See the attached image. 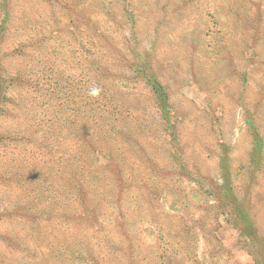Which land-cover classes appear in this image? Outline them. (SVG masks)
I'll return each instance as SVG.
<instances>
[{
    "label": "rangeland",
    "instance_id": "obj_1",
    "mask_svg": "<svg viewBox=\"0 0 264 264\" xmlns=\"http://www.w3.org/2000/svg\"><path fill=\"white\" fill-rule=\"evenodd\" d=\"M4 2L0 264H89L85 241L102 264H264V0H0V21ZM131 61H148L164 84L168 123L131 80ZM92 105L128 134L110 133L94 166L78 138L94 133L84 129ZM43 119L64 126L50 136ZM109 161L120 167L126 231L99 211L60 215L76 206L73 169L91 197L115 195ZM225 179L251 210L255 241L211 193Z\"/></svg>",
    "mask_w": 264,
    "mask_h": 264
},
{
    "label": "trees",
    "instance_id": "obj_2",
    "mask_svg": "<svg viewBox=\"0 0 264 264\" xmlns=\"http://www.w3.org/2000/svg\"><path fill=\"white\" fill-rule=\"evenodd\" d=\"M63 0H53L52 3H57L58 6L60 7L61 5L59 3H62ZM65 5V4H64ZM1 8V15L3 16L1 21H0V42L2 40L1 38V34H2V30H5L7 28V21L9 20L11 13L9 11L8 8L6 7V3L4 2V4H2ZM6 23V26L4 27ZM43 41V40H42ZM28 42H25L24 45H26ZM23 45V46H24ZM29 45V43L27 44ZM23 50V47L21 48ZM135 63V64H134ZM130 67L131 70L134 72L133 76L134 78L131 80H136V81H142L144 82L150 89L151 93H152V97L157 100L158 105L160 106V108L163 111V117L166 119L167 123L170 120V106H169V95L167 93V91L165 90L164 84L159 80V78L155 75H152L150 72V65L148 63V61L145 63H141L139 64L138 62H132L130 63ZM140 65V68L138 69ZM134 67V68H133ZM137 67V68H136ZM103 74L107 75V76H103L105 78H108L109 74L108 71L105 70V72H103ZM102 77V78H103ZM1 79V77H0ZM15 80V79H13ZM130 80V79H127ZM6 81V80H5ZM4 81V82H5ZM102 80H96V84L100 83ZM1 84L2 81H0V88H1ZM1 91H4V89L2 88ZM106 98L108 96H105ZM4 99H7L9 102L10 99L8 96H4ZM111 98H113V96H111ZM111 104H114V100L110 99ZM104 108V110H103ZM101 110L99 108V110H96V107L94 105H92L90 108H88L86 110L87 114H88V122L86 125L87 128L85 129V133H88L91 129H93L94 133L89 134V136H84L85 139H82L81 137L77 136V130L70 126L71 129V136L73 135L74 140L76 141V136L81 140L84 141L83 143H81V147H83L84 153L87 155V157L89 158V162L90 164L92 163L93 166L97 164V157L99 155V153H102L101 149V144L102 145H107V142H109L108 138L110 133L113 132V134H119L121 136H127V132L122 131L121 129L117 130V128L114 126V124H110L108 122V120L105 118L104 112L107 110L105 107H103ZM46 111H49L48 108ZM251 117V116H250ZM43 121V127H46V124L49 126L51 125L52 127L49 128L47 130V133L51 136L53 135L54 131L58 128H62V126H64V124L59 123L56 119L52 120L49 119V121L46 120H41ZM73 124V123H72ZM92 127V128H91ZM87 131V132H86ZM252 132H253V151H254V155L253 157L256 156L257 153H260V151L262 150L261 145L262 144V134L259 131V128L257 126H253L252 128ZM97 135V136H94ZM48 139V135H46V137L44 138L43 144H44V151L45 154L47 155H51L54 149V146L52 145V143H48L46 142ZM105 141V142H103ZM110 146V145H108ZM111 147V146H110ZM57 148H55L56 150ZM54 153V151H53ZM58 157L62 160H68L67 162H69V160H71L70 158H66L64 157V155L58 151ZM256 153V154H255ZM259 157V156H258ZM261 157V156H260ZM109 160V159H108ZM253 161L255 160H259L257 158L252 159ZM72 162V160H71ZM259 166V165H258ZM257 166V168L259 169V167ZM105 167L111 168V171L113 173H115V186L117 188V190L115 191V195L111 194L110 192L106 191L105 194L100 195V197L98 199H95V197H91V194L89 193V186L90 183L87 185V187H85L83 184H80V180L76 177L75 175V170L73 169L72 172L70 171L69 176H71V183H72V187L69 190V198L71 199V202L76 201L75 205L76 206H71L70 208H65L63 209V211L61 212L60 215L68 217V218H73V221H79L80 217L81 218H90V217H95V214H97V212L99 211V213H101V217H103V219H105V221L107 223L110 224H114L116 225L119 229L123 228V231H126V225L128 222V219L123 211L124 208H122L123 205V200H122V194H121V190L123 189L122 186V181H121V175L119 174V169L120 167L118 165L114 164L113 162H108L105 164ZM63 170V169H62ZM118 176V178H116ZM111 178V176H110ZM77 180V181H76ZM230 182L229 180L225 179L224 184L217 189H214L211 191V193L213 195H215V192L218 190L220 191L221 197L223 198L224 203H226L227 201H229V205L227 206L229 210V213L225 212V208L222 210L223 212L226 213V215H233L235 216V218L237 220H239V223L242 226V232L243 234H245L246 236H248L250 238L251 241H255V234L257 233V231L255 230L256 228L254 227L253 224V219H252V215H251V210L249 209L248 206H244L242 203V201L240 199H238L235 195V193L233 192L232 188L230 187ZM122 188V189H121ZM121 189V190H120ZM223 203V204H224ZM79 204V205H77ZM79 206L81 207V209H79ZM109 208H113V211L108 212ZM42 212V211H41ZM57 216H59L58 212L56 211ZM232 213V214H230ZM107 214H111L110 216H108ZM45 216H47L46 213H44ZM106 217H105V216ZM99 216V215H98ZM100 217V218H101ZM99 218V219H100ZM234 218V219H235ZM147 236V234H146ZM80 244H82V248L85 249L86 252V258L89 260V264H102L100 255L98 253H94L95 251L89 246V243L87 241L85 242H80ZM83 252V251H81ZM260 252V251H259ZM262 258L264 259V254H262ZM163 256L162 259L165 261H169L170 258L167 257L166 254L161 255ZM131 264H135L133 262H131Z\"/></svg>",
    "mask_w": 264,
    "mask_h": 264
}]
</instances>
